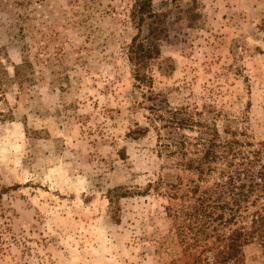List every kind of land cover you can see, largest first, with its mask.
I'll list each match as a JSON object with an SVG mask.
<instances>
[{
	"label": "rangeland",
	"instance_id": "obj_1",
	"mask_svg": "<svg viewBox=\"0 0 264 264\" xmlns=\"http://www.w3.org/2000/svg\"><path fill=\"white\" fill-rule=\"evenodd\" d=\"M131 7L0 0V264H189L165 212L178 201L161 186L135 193L187 180L153 130L128 136L148 124L147 87L220 133L264 142V0H149L140 24ZM132 38L150 54L146 86L127 59ZM23 61L33 82L19 87ZM117 188L134 193L115 215ZM242 251L255 264L257 249Z\"/></svg>",
	"mask_w": 264,
	"mask_h": 264
},
{
	"label": "trees",
	"instance_id": "obj_2",
	"mask_svg": "<svg viewBox=\"0 0 264 264\" xmlns=\"http://www.w3.org/2000/svg\"><path fill=\"white\" fill-rule=\"evenodd\" d=\"M148 6L149 0H132L131 18L142 23ZM18 31L19 39L24 40L26 35L20 28ZM130 42L127 59L133 66V78L146 86L143 69L150 54L134 38ZM28 47L23 43L25 50ZM34 59L38 63L36 56ZM12 70L19 87L33 82L29 62L14 65ZM6 79L0 62V88ZM146 89L148 124L128 136L136 139L148 128L153 130L159 156L171 160L187 180L182 185L180 176L174 182L159 178L135 193L159 191L161 186L169 200L178 201L165 212L174 220L180 243L189 250V264H245L242 249L246 246L257 249L254 263L264 264V142L252 145L244 130L226 128L220 133L213 122L202 120L200 112L171 107L159 93ZM133 193L117 188L107 198L115 215L117 199Z\"/></svg>",
	"mask_w": 264,
	"mask_h": 264
}]
</instances>
